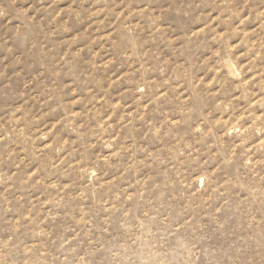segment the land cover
<instances>
[{"label": "rangeland", "instance_id": "1", "mask_svg": "<svg viewBox=\"0 0 264 264\" xmlns=\"http://www.w3.org/2000/svg\"><path fill=\"white\" fill-rule=\"evenodd\" d=\"M0 264H264V0H0Z\"/></svg>", "mask_w": 264, "mask_h": 264}]
</instances>
